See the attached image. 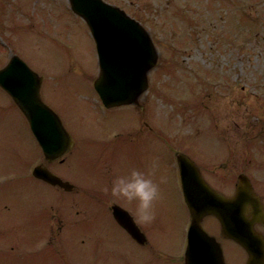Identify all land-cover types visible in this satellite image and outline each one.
<instances>
[{
  "label": "rangeland",
  "instance_id": "rangeland-1",
  "mask_svg": "<svg viewBox=\"0 0 264 264\" xmlns=\"http://www.w3.org/2000/svg\"><path fill=\"white\" fill-rule=\"evenodd\" d=\"M12 1L0 0V68L11 52L43 78L42 100L76 142L62 165L49 168L69 179L75 166L77 191L72 209L70 196L31 178L41 151L0 90V264H36L18 255L38 257L35 249L44 251L41 264H180L189 215L171 152L194 159L225 194L245 174L264 201V0H105L139 21L158 52L139 98L144 115L133 106L101 111L94 41L65 0ZM121 133L119 147L101 153L94 144ZM133 167L160 184L151 223L120 199L147 224L150 249L111 233L101 206L106 176ZM210 220L204 227L215 233ZM37 230L38 243L27 244ZM224 255L227 264L245 262L237 248L225 246Z\"/></svg>",
  "mask_w": 264,
  "mask_h": 264
},
{
  "label": "water",
  "instance_id": "water-1",
  "mask_svg": "<svg viewBox=\"0 0 264 264\" xmlns=\"http://www.w3.org/2000/svg\"><path fill=\"white\" fill-rule=\"evenodd\" d=\"M70 2L74 12L86 22L94 39L99 62L94 89L100 100L107 108L136 104L138 96L147 88L146 74L157 60V53L147 32L124 11L101 0ZM40 82L41 79L17 57H13L0 70V87L12 97L24 114L45 158L52 160L69 150L72 140L58 116L40 99ZM178 165L181 187L192 219L189 249L204 251V259L198 260L224 264L218 244L213 253L206 244L205 248H201L200 243L198 246L195 242L208 240L199 221L210 215L218 219L222 236L234 240L246 251V264H264V240L255 230L256 224L264 225V213H260L262 204L252 191L247 177L238 176L235 194L227 198L211 189L188 159L179 156ZM32 174L51 185L71 189L67 182H62L41 166L35 167ZM246 202L254 206L251 221L242 215V207ZM113 214L133 238L139 239L138 229L126 212L115 208Z\"/></svg>",
  "mask_w": 264,
  "mask_h": 264
},
{
  "label": "flooded vegetation",
  "instance_id": "flooded-vegetation-1",
  "mask_svg": "<svg viewBox=\"0 0 264 264\" xmlns=\"http://www.w3.org/2000/svg\"><path fill=\"white\" fill-rule=\"evenodd\" d=\"M65 2H66V4H67V1L65 0ZM56 5H57V3H55ZM66 8H68L69 9V6L67 5V6H65ZM142 111H144V110H142ZM144 126L148 129V130H151V128L149 127V125L147 124V123H144ZM98 140H96V141H94V144L97 142ZM98 149H100L99 151H105V149H108L109 147H115V146H120L119 145V140L118 139H112V140H109V141H106V142H101L100 141V143H96V145H95ZM56 162H58V163H60L59 162V160H56V161H53V162H51L50 164H52V163H56ZM50 164H48V165H50ZM60 164H62V163H60ZM197 168H198V170L200 171V173H203V170L201 169V167L199 166V165H197ZM70 173H71V175L73 176V175H75V166H72L71 167V169H70ZM63 180H65V179H63ZM43 185H47V184H45V183H43V182H41ZM108 183H111V182H108ZM48 186V185H47ZM234 186H235V184H234ZM59 193H61V194H63V195H69L70 196V200H71V205H70V207L73 209V208H75L76 207V189H72V191H70V192H64L62 189H60V188H58V187H54ZM110 196H107V195H105V209H106V212H107V215H108V217L110 218V221H111V225H112V228L113 229H111V233H114V232H118V233H120V232H122V233H125V235L127 236V238L132 242V243H134L136 246H138V247H140V248H144V249H150L151 248V235H150V233H149V229L146 227V225H143V223L142 222H139V221H137L135 218H134V216L132 215V214H130L131 213V211H129V209H125L126 211H128V212H130L129 214L132 216V218H133V221H134V223L136 224V226L138 227V229H139V231L142 233V235H143V238H141V240L143 241V243L142 244H138L135 240H133L128 234H127V232L124 230V229H122L115 221H114V219L112 218V215H111V207L113 206V205H123L122 203H120V199H118V198H114L112 195H111V193L109 194ZM69 199V198H68ZM261 199V198H260ZM261 201H262V203H263V205H264V201L261 199ZM211 219V220H210ZM208 220H210V222H211V225H210V227H215V229H217V227H218V229H219V226H218V223L216 222V221H214L215 219H213V218H210V217H206V218H204L203 220H202V222H201V226H202V228L206 231V233L209 235V236H212L214 239H215V241L216 242H218L219 243V245H220V247H221V249H222V251H223V254H224V248H225V246H228V247H233V248H237V245L233 242V241H231V240H228V239H224V238H222L221 236H220V234H219V230L216 232V233H218V234H216V233H211L209 230L207 231L206 229H205V227H204V224L208 221ZM189 222H190V218H189V221H188V223H187V228H188V226H189ZM116 228V230H114ZM262 229H264V226L263 227H261ZM186 233H187V230H186ZM39 238H41V235H33V236H29L28 237V241H26L27 242V244H31V245H34L35 243L34 242H36L37 241V239H39ZM36 243H38V242H36ZM24 251V250H23ZM27 251H29V252H31L30 250H28L27 249ZM25 252H26V250H25ZM25 252H22V253H20V254H18V255H20V256H22V260H34V261H36V264H41V259H42V253L43 252H41L40 251V249H35V250H33V253H39L38 254V257L36 256L35 258L34 257H29V258H27V257H23V255H24V253ZM2 253H5V252H2ZM10 253V252H9ZM32 253V252H31ZM198 256H199V254L198 253H196V252H190L189 251V249H188V241H187V234H185V244H184V248H183V252H182V256H181V261H180V264H190V262H193L194 264H205V263H203V262H200L199 260H197L198 259ZM224 257H225V255H224ZM21 264H23L22 262H21ZM25 264H30V263H25ZM34 264V263H33ZM210 264H213V263H210ZM239 264V263H238ZM241 264V263H240Z\"/></svg>",
  "mask_w": 264,
  "mask_h": 264
},
{
  "label": "clouds",
  "instance_id": "clouds-1",
  "mask_svg": "<svg viewBox=\"0 0 264 264\" xmlns=\"http://www.w3.org/2000/svg\"><path fill=\"white\" fill-rule=\"evenodd\" d=\"M158 166L153 161L152 167ZM114 198L136 203L137 216L144 223H151L155 217L154 204L161 194L160 184L148 172L141 168L133 167L126 174L116 176L109 189ZM254 206L245 203L242 207L243 217L253 219ZM260 213H264V205L260 206Z\"/></svg>",
  "mask_w": 264,
  "mask_h": 264
}]
</instances>
